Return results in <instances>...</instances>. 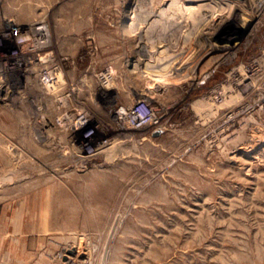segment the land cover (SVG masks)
Returning <instances> with one entry per match:
<instances>
[{"label": "rangeland", "instance_id": "rangeland-1", "mask_svg": "<svg viewBox=\"0 0 264 264\" xmlns=\"http://www.w3.org/2000/svg\"><path fill=\"white\" fill-rule=\"evenodd\" d=\"M41 19L64 87L0 89L9 263L264 264L261 0H0V29ZM143 98L158 122L130 126ZM81 112L89 151L58 122Z\"/></svg>", "mask_w": 264, "mask_h": 264}, {"label": "built area", "instance_id": "built-area-1", "mask_svg": "<svg viewBox=\"0 0 264 264\" xmlns=\"http://www.w3.org/2000/svg\"><path fill=\"white\" fill-rule=\"evenodd\" d=\"M261 3L264 7V0ZM51 45V28L45 19L36 20L28 26L8 22L7 26L0 29V89L10 85L7 73L19 70L23 74L38 75L41 84L49 92L60 91L64 87L65 73ZM149 100L143 98L119 108V117L124 118L130 126L158 122ZM58 122L61 125L67 124L74 134H80L81 147H86L88 151L94 149L93 141L98 125L91 124L87 112L66 114V117H58Z\"/></svg>", "mask_w": 264, "mask_h": 264}, {"label": "crops", "instance_id": "crops-1", "mask_svg": "<svg viewBox=\"0 0 264 264\" xmlns=\"http://www.w3.org/2000/svg\"><path fill=\"white\" fill-rule=\"evenodd\" d=\"M4 250V247H3ZM9 257H10V252L9 250H5L0 252V264H10L9 263Z\"/></svg>", "mask_w": 264, "mask_h": 264}, {"label": "bare ground", "instance_id": "bare-ground-1", "mask_svg": "<svg viewBox=\"0 0 264 264\" xmlns=\"http://www.w3.org/2000/svg\"><path fill=\"white\" fill-rule=\"evenodd\" d=\"M173 5H174V3H173ZM177 16H178V15H177ZM161 57H162V56H161ZM162 61H163V60H162ZM157 66H158V65H157ZM162 69H163V68H162ZM152 72H153V71H152ZM153 74H154V73H153ZM160 74H161V73H160ZM202 76H203V75H202ZM183 77H184V76H183ZM156 84H157V83H156ZM159 84H160V83H159ZM160 85H161V84H160ZM160 85H158V86H160ZM162 85H163V84H162ZM158 86H157V87H158ZM151 87H154V86H151ZM157 87H156V88H157ZM163 87H164V86H163ZM163 87H162V88H163ZM158 89H159V88H158ZM149 90H150V88H149ZM156 90H157V89H156ZM152 91H153V90H152ZM57 93H59V91H58Z\"/></svg>", "mask_w": 264, "mask_h": 264}, {"label": "water", "instance_id": "water-1", "mask_svg": "<svg viewBox=\"0 0 264 264\" xmlns=\"http://www.w3.org/2000/svg\"><path fill=\"white\" fill-rule=\"evenodd\" d=\"M68 253H71L70 250L68 251ZM65 257L67 258L68 256H65Z\"/></svg>", "mask_w": 264, "mask_h": 264}]
</instances>
